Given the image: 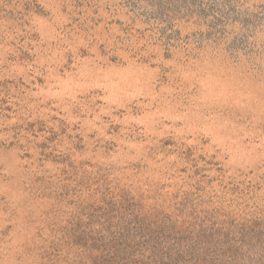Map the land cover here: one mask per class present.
Listing matches in <instances>:
<instances>
[{"label": "rangeland", "instance_id": "obj_1", "mask_svg": "<svg viewBox=\"0 0 264 264\" xmlns=\"http://www.w3.org/2000/svg\"><path fill=\"white\" fill-rule=\"evenodd\" d=\"M156 234L264 264V0H0V264Z\"/></svg>", "mask_w": 264, "mask_h": 264}, {"label": "trees", "instance_id": "obj_2", "mask_svg": "<svg viewBox=\"0 0 264 264\" xmlns=\"http://www.w3.org/2000/svg\"><path fill=\"white\" fill-rule=\"evenodd\" d=\"M159 233V232H157ZM151 235V234H149ZM169 235H166L162 237V239H159L158 234H156L154 237H151V240L157 239L154 241L153 246L151 247V254L149 257L152 258V264H199L198 260L203 262V264H206V255H203L200 259L197 257V255L194 254L195 246L188 247L186 250H181V245L178 244H171L167 247H156L157 244H160L163 242L165 238H167ZM179 239V238H178ZM174 245H176V249L174 248ZM133 247V246H131ZM216 248L212 249V251H208L209 254H218L215 250ZM118 249L114 250V254L109 256L108 258L102 259V264H119L123 259L128 258L129 255H126L125 252L120 253V256L116 258L119 253L117 251ZM136 248H133L131 251H135ZM207 250V249H206ZM216 251V252H215ZM130 252L127 251L126 253ZM206 252V251H205ZM122 254V256H121ZM225 255V252L223 253ZM148 258V257H147ZM122 264V263H121ZM141 264H150L148 261H143Z\"/></svg>", "mask_w": 264, "mask_h": 264}]
</instances>
